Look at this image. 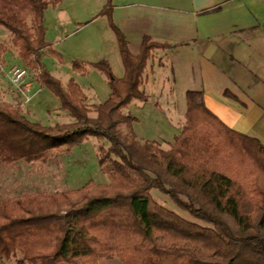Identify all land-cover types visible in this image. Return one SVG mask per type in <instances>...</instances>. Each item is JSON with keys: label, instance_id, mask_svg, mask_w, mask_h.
I'll return each mask as SVG.
<instances>
[{"label": "trees", "instance_id": "trees-1", "mask_svg": "<svg viewBox=\"0 0 264 264\" xmlns=\"http://www.w3.org/2000/svg\"><path fill=\"white\" fill-rule=\"evenodd\" d=\"M59 2L0 0V26L21 57L34 55L37 66L49 47L44 11ZM99 15L115 34L124 75L114 77L104 60L93 64L110 94L90 117L78 86L70 81L64 90L44 69L40 86L59 99L72 122L46 127L0 106V165L46 162L89 137L101 138L109 146L97 148V160L108 183L0 200V262L264 264V144L227 128L199 91L185 93V123L167 150L139 141L136 118L120 111L132 101L146 102L141 85L150 51L166 46L143 37L133 55L111 22L109 1ZM152 190L201 224L158 204Z\"/></svg>", "mask_w": 264, "mask_h": 264}, {"label": "crops", "instance_id": "crops-1", "mask_svg": "<svg viewBox=\"0 0 264 264\" xmlns=\"http://www.w3.org/2000/svg\"><path fill=\"white\" fill-rule=\"evenodd\" d=\"M110 5L111 22L133 55L143 37L166 46L157 50L158 60L152 53L146 64L141 89L149 99L150 93L165 94L158 95V104L174 108L178 97L184 109L185 93L199 91L206 109L227 128L264 144V0H111ZM102 23L98 58L114 53L111 69L121 78L115 34L107 17Z\"/></svg>", "mask_w": 264, "mask_h": 264}, {"label": "rangeland", "instance_id": "rangeland-1", "mask_svg": "<svg viewBox=\"0 0 264 264\" xmlns=\"http://www.w3.org/2000/svg\"><path fill=\"white\" fill-rule=\"evenodd\" d=\"M108 1L111 4V0H60L57 5L48 6L43 14V21L46 30L45 40L49 47L42 52V66L34 64V55L22 58L12 41L11 34L0 26V106L7 105L17 109L30 121L46 127L72 122L67 112L61 109L59 99L49 89L40 86L39 75L45 69L60 82L64 90H67L70 81L76 84L84 96L83 103L89 110L88 116L95 117V107L107 100L110 88L106 76L95 69L93 64L104 60L110 68L116 69V64H112L114 53L109 52L105 59L98 58L101 48L99 45L101 36L98 35L103 31L101 24L106 17L99 14ZM163 48L164 46L152 48L148 60L153 57L152 53L155 54V60H158L160 51L157 50ZM159 59L161 61V57ZM14 64L26 68L28 74L25 82L28 84L31 99L27 104L22 103L23 100L10 86L3 70ZM117 64L120 66L119 62ZM144 76L143 72L142 83ZM145 95L147 96L146 93ZM154 95L150 93L151 100L147 96L146 102L150 101L144 105H140V101H132L127 107L122 108L120 113L136 118L133 131L139 141L150 142L167 150L185 123L186 106L183 109L180 103L182 101L179 102L180 99L177 97L174 102L176 107L166 108L165 103L158 104L159 97L165 94ZM120 130L122 133L126 132L124 126H121ZM99 146L105 151L109 144L104 139L89 137L71 147L68 155H56L46 162L0 165V200L26 194L48 195L69 192L82 188L89 182L107 184L108 178L98 165ZM151 196L158 204L181 218L201 224L178 209L166 195L152 190ZM111 261L122 264L117 258L101 260L99 264ZM0 264L16 263L11 259Z\"/></svg>", "mask_w": 264, "mask_h": 264}, {"label": "built area", "instance_id": "built-area-1", "mask_svg": "<svg viewBox=\"0 0 264 264\" xmlns=\"http://www.w3.org/2000/svg\"><path fill=\"white\" fill-rule=\"evenodd\" d=\"M5 76L13 90L21 97L23 104L30 102L31 95L29 92L28 84H26L27 71L26 68L19 65L7 66Z\"/></svg>", "mask_w": 264, "mask_h": 264}]
</instances>
